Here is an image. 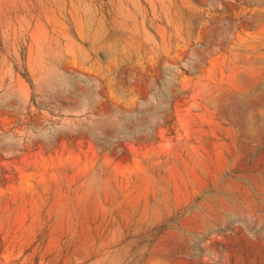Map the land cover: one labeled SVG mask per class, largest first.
I'll list each match as a JSON object with an SVG mask.
<instances>
[{"label":"rangeland","instance_id":"obj_1","mask_svg":"<svg viewBox=\"0 0 264 264\" xmlns=\"http://www.w3.org/2000/svg\"><path fill=\"white\" fill-rule=\"evenodd\" d=\"M0 264H264V0H0Z\"/></svg>","mask_w":264,"mask_h":264},{"label":"trees","instance_id":"obj_2","mask_svg":"<svg viewBox=\"0 0 264 264\" xmlns=\"http://www.w3.org/2000/svg\"><path fill=\"white\" fill-rule=\"evenodd\" d=\"M22 76H23L27 81L29 80V79H28V76H27L26 73H23ZM104 92H106V89H104ZM103 98L105 99V101H106V103H107V106H111V105H113V103L110 101V99H109L108 97H106V96L104 95ZM140 100H144V98H141ZM138 104H139V102L136 103L137 106H138ZM121 109H125V106H124L123 104H122V106H121ZM96 111H97L98 113L102 112L101 105H98V106H97ZM163 123H164V125H166V126H170V123H169V121H168V117H167V116H165ZM155 133H156L155 128L152 127V128H150V129H146V130L142 131L141 133H133L132 136H131V138L134 139V140H148V139H153L154 136H155ZM96 144H97V145H104V147H106V146H105V145H106V142L96 141Z\"/></svg>","mask_w":264,"mask_h":264},{"label":"water","instance_id":"obj_3","mask_svg":"<svg viewBox=\"0 0 264 264\" xmlns=\"http://www.w3.org/2000/svg\"><path fill=\"white\" fill-rule=\"evenodd\" d=\"M118 132L122 133L123 131L121 129L118 130ZM95 138H99V135H97L96 133H93Z\"/></svg>","mask_w":264,"mask_h":264}]
</instances>
